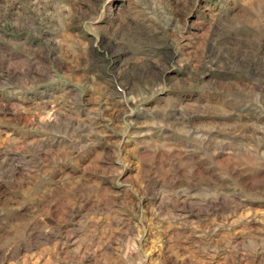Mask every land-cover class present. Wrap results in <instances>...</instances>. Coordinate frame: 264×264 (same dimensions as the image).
Here are the masks:
<instances>
[{"label": "rangeland", "instance_id": "obj_1", "mask_svg": "<svg viewBox=\"0 0 264 264\" xmlns=\"http://www.w3.org/2000/svg\"><path fill=\"white\" fill-rule=\"evenodd\" d=\"M0 264H264V0H0Z\"/></svg>", "mask_w": 264, "mask_h": 264}]
</instances>
